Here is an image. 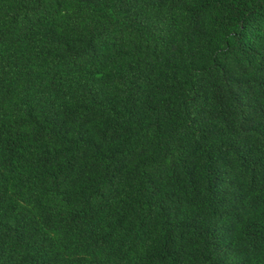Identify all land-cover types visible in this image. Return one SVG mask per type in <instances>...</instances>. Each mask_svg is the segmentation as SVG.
<instances>
[{
  "label": "trees",
  "instance_id": "obj_1",
  "mask_svg": "<svg viewBox=\"0 0 264 264\" xmlns=\"http://www.w3.org/2000/svg\"><path fill=\"white\" fill-rule=\"evenodd\" d=\"M0 264H264V0H0Z\"/></svg>",
  "mask_w": 264,
  "mask_h": 264
}]
</instances>
